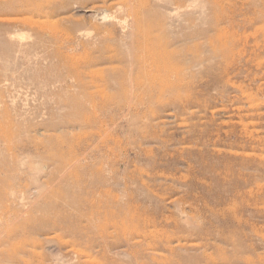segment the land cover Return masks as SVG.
Segmentation results:
<instances>
[{
	"label": "rangeland",
	"instance_id": "1",
	"mask_svg": "<svg viewBox=\"0 0 264 264\" xmlns=\"http://www.w3.org/2000/svg\"><path fill=\"white\" fill-rule=\"evenodd\" d=\"M105 258L264 264V0H0V264Z\"/></svg>",
	"mask_w": 264,
	"mask_h": 264
},
{
	"label": "bare ground",
	"instance_id": "2",
	"mask_svg": "<svg viewBox=\"0 0 264 264\" xmlns=\"http://www.w3.org/2000/svg\"><path fill=\"white\" fill-rule=\"evenodd\" d=\"M3 9H5V8H3ZM2 12L4 13V11H1V13ZM24 13H25V11H23V10H20V11L17 12V14H24ZM56 28H57V26H56ZM52 29L53 28H51V30ZM148 55H153L151 57L149 56V58L153 60V61L150 62L151 64L149 62L147 63V61L149 60L148 58L145 59V60L139 58L137 60V62L139 64V67H140V73H142L141 71H143V73L144 72H148V67H152V66H155L157 68H161V63H164L167 60V58H165V54H159V52H156L155 54L152 53V52H149ZM83 60H84L83 62L85 64H87V65H92V64L95 63V60H87L85 58ZM162 74H163V72H162ZM171 75H172V72H171ZM155 80H157V79H155ZM81 217H84V216H81ZM111 218H112V221L111 222H114V227L117 228L118 230L127 231V230L130 229V224L124 223V221L128 220L127 218H124V219L122 218V219H120V221H118L116 218H113V216ZM93 225H94L93 224V221H91L90 224H89V227H93ZM65 227H66L67 231L73 232L74 235H81V233H82L81 230L78 227H74V226H65ZM135 227L136 228H134L132 230L133 235L131 237H133V239L140 238V241L139 242H140L141 248L146 249V250L153 251L157 255H158V253L160 251H166L169 254H171V252H173V247L171 246V243L172 242H168V245H167V243H165L164 240L161 237H159L160 235L157 232H155L153 230L147 229L148 226H146L145 224L143 225V227H141V225L139 227H137L135 225ZM102 229L103 230H107V226H103ZM105 260L106 261L103 264H115L114 261L109 260L108 258H105ZM165 263H168V260H166Z\"/></svg>",
	"mask_w": 264,
	"mask_h": 264
}]
</instances>
